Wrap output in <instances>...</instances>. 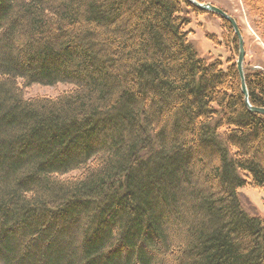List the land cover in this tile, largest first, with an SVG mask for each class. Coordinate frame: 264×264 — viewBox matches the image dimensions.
<instances>
[{
    "label": "trees",
    "instance_id": "1",
    "mask_svg": "<svg viewBox=\"0 0 264 264\" xmlns=\"http://www.w3.org/2000/svg\"><path fill=\"white\" fill-rule=\"evenodd\" d=\"M186 6L0 0V264H264L238 198L264 189V114ZM243 74L264 107V69Z\"/></svg>",
    "mask_w": 264,
    "mask_h": 264
},
{
    "label": "rangeland",
    "instance_id": "2",
    "mask_svg": "<svg viewBox=\"0 0 264 264\" xmlns=\"http://www.w3.org/2000/svg\"><path fill=\"white\" fill-rule=\"evenodd\" d=\"M197 1L213 4L235 19L245 51L242 66L264 69V0ZM183 14L190 20L186 29L188 30V37L199 56L207 61L222 60L224 68L232 62L236 63L238 38L234 32L237 38V46H235V42L232 41L223 28L221 16L211 11H202V9H195L190 6L184 7ZM67 88L69 86L66 84L53 86L35 84L25 88V93L26 97H56ZM238 198L242 208L249 216L264 218V189L245 184L238 190Z\"/></svg>",
    "mask_w": 264,
    "mask_h": 264
},
{
    "label": "water",
    "instance_id": "3",
    "mask_svg": "<svg viewBox=\"0 0 264 264\" xmlns=\"http://www.w3.org/2000/svg\"><path fill=\"white\" fill-rule=\"evenodd\" d=\"M187 1L190 2L191 4L195 5L199 9L214 12L215 14L223 17L224 19H226L230 22V24L233 27L234 32L238 38V56H237V60H236V67H237V70H238V73H239L240 79H241V89H242V92L244 94V101L251 111L264 114V107L252 106V105H250V103L248 101V93H247L246 84L244 81L243 68H242V61L244 58L245 51H244V46H243V40H242V37L240 35V32H239V29L237 27L235 19L232 16L228 15L224 10H222L221 8H219L213 4L201 3L197 0H187Z\"/></svg>",
    "mask_w": 264,
    "mask_h": 264
},
{
    "label": "bare ground",
    "instance_id": "4",
    "mask_svg": "<svg viewBox=\"0 0 264 264\" xmlns=\"http://www.w3.org/2000/svg\"><path fill=\"white\" fill-rule=\"evenodd\" d=\"M222 61V60H221Z\"/></svg>",
    "mask_w": 264,
    "mask_h": 264
}]
</instances>
